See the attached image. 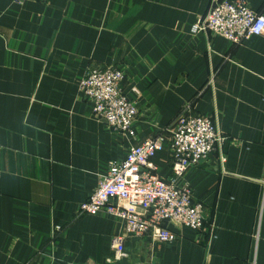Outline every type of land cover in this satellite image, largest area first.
Instances as JSON below:
<instances>
[{
  "label": "crops",
  "instance_id": "0c3cea01",
  "mask_svg": "<svg viewBox=\"0 0 264 264\" xmlns=\"http://www.w3.org/2000/svg\"><path fill=\"white\" fill-rule=\"evenodd\" d=\"M210 2L0 0V264H264V36L193 35ZM248 2L264 16V0ZM110 67L137 100L134 138L81 95L89 69ZM187 107L227 138L182 179L206 207L205 229L170 225L177 239L159 243L80 216L131 145L162 137L159 174L174 179L168 137Z\"/></svg>",
  "mask_w": 264,
  "mask_h": 264
},
{
  "label": "built area",
  "instance_id": "2783aa9c",
  "mask_svg": "<svg viewBox=\"0 0 264 264\" xmlns=\"http://www.w3.org/2000/svg\"><path fill=\"white\" fill-rule=\"evenodd\" d=\"M28 1L13 0L21 6ZM191 32L220 36L241 45L252 37L264 36V16L251 9L248 0H211L207 14L192 26ZM125 77L118 68H91L80 82V92L93 105V115L109 130L134 138L139 108L137 100L125 91ZM189 109L179 114L168 137L172 181L159 174L158 154L165 146L162 137L131 145L123 161L109 163L97 189L81 205L80 216L115 218L123 223L125 236H150L159 243L177 239L170 225L205 229L206 207L194 199L192 188L182 179L222 149L227 138L213 119L193 115ZM61 230L55 228L56 232ZM210 232L214 233L213 226ZM125 236L112 239L116 255L125 256L121 253Z\"/></svg>",
  "mask_w": 264,
  "mask_h": 264
}]
</instances>
